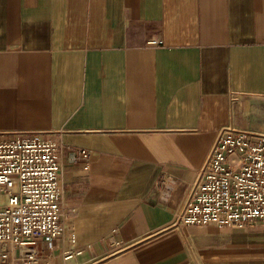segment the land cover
Returning <instances> with one entry per match:
<instances>
[{
    "label": "crops",
    "instance_id": "1",
    "mask_svg": "<svg viewBox=\"0 0 264 264\" xmlns=\"http://www.w3.org/2000/svg\"><path fill=\"white\" fill-rule=\"evenodd\" d=\"M227 124L264 130V0H0V136L64 144L42 262L264 264V227L172 225Z\"/></svg>",
    "mask_w": 264,
    "mask_h": 264
},
{
    "label": "built area",
    "instance_id": "2",
    "mask_svg": "<svg viewBox=\"0 0 264 264\" xmlns=\"http://www.w3.org/2000/svg\"><path fill=\"white\" fill-rule=\"evenodd\" d=\"M58 135L0 136V264H46L41 243L64 234L74 242L64 220ZM90 155L77 147L69 156L87 168ZM205 224L264 227V130L227 124L217 132L172 221L178 229Z\"/></svg>",
    "mask_w": 264,
    "mask_h": 264
}]
</instances>
